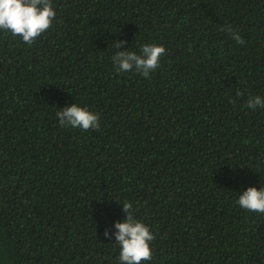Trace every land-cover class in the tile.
Listing matches in <instances>:
<instances>
[{"label": "trees", "instance_id": "obj_1", "mask_svg": "<svg viewBox=\"0 0 264 264\" xmlns=\"http://www.w3.org/2000/svg\"><path fill=\"white\" fill-rule=\"evenodd\" d=\"M50 2L31 45L0 30V264H120L125 201L155 235L141 264H264L237 203L264 187V0ZM144 44L166 49L149 78L118 72ZM73 103L100 127H62Z\"/></svg>", "mask_w": 264, "mask_h": 264}, {"label": "clouds", "instance_id": "obj_2", "mask_svg": "<svg viewBox=\"0 0 264 264\" xmlns=\"http://www.w3.org/2000/svg\"><path fill=\"white\" fill-rule=\"evenodd\" d=\"M56 12L50 0H0V30L11 32L13 36H20L22 40L31 45L37 37L46 32L55 19ZM231 35L238 44H244L238 32L233 31L230 25H224L220 29ZM126 41L118 40L114 43L116 49H120ZM163 45L144 44L140 54L133 51L118 50L112 57L117 65L118 72H128L135 69L144 78H149L151 72L159 67L160 58L165 54ZM242 92H237V96ZM246 107L256 109L264 108V98L250 96ZM59 124L80 128L82 130L98 129L100 127L99 114L90 112L86 107H80L73 103L56 113ZM239 206L250 212L264 213V187L257 189L250 186L243 191L237 201ZM122 211L126 213L124 221L115 223V242L120 246V264H141V261H151L152 250L150 242L155 235L149 227L136 219L131 202L125 201ZM104 235L110 237V231L105 229Z\"/></svg>", "mask_w": 264, "mask_h": 264}]
</instances>
